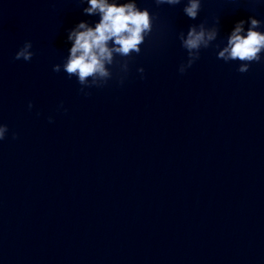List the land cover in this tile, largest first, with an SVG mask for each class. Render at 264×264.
Instances as JSON below:
<instances>
[{"label":"clouds","instance_id":"9594fccd","mask_svg":"<svg viewBox=\"0 0 264 264\" xmlns=\"http://www.w3.org/2000/svg\"><path fill=\"white\" fill-rule=\"evenodd\" d=\"M156 5L176 6L182 0H155ZM88 7L83 9L84 14L99 16L95 26H89L86 21L79 22L69 30L67 40L71 41L69 54L63 63L53 65V72L59 73L61 69L69 77H77L78 83L85 88L103 87L112 77L108 66L115 62V57H131L133 53L139 54L140 46L145 37L152 32L153 17L147 8L140 9L135 0L119 2V0H87ZM201 9V0H187L183 7L184 14L196 20ZM217 23H219L217 21ZM245 21H238L227 39V46L217 53V58L225 62L240 61L237 71L245 73L252 62H260L261 53L264 52V33L257 29L261 21L249 17L248 28L245 31ZM218 27L207 28L205 23L191 25L185 35L178 34L181 46L187 50L188 60L179 66V72L184 74L186 70L200 58V50L206 49L218 36ZM31 41H26L16 52L15 59L30 61L34 55L31 51ZM124 73L128 71V62L120 64ZM141 74L143 68L137 70ZM123 83V78H121ZM87 95V93H84ZM33 104L29 102L31 110ZM60 107H63L61 103ZM51 122V117L49 118ZM9 129L6 124H0V140L5 139ZM15 138V134H13Z\"/></svg>","mask_w":264,"mask_h":264}]
</instances>
